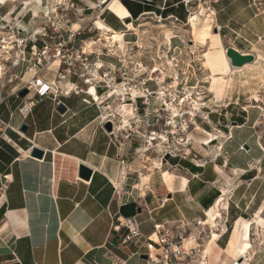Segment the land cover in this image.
I'll return each instance as SVG.
<instances>
[{
	"label": "crops",
	"instance_id": "crops-1",
	"mask_svg": "<svg viewBox=\"0 0 264 264\" xmlns=\"http://www.w3.org/2000/svg\"><path fill=\"white\" fill-rule=\"evenodd\" d=\"M236 2L214 0L211 8L214 11L211 28L217 29V34L213 33L202 59L210 77L211 73L218 72L215 78L211 77L212 85L225 84V78L234 73L221 45V36L236 31L239 17L231 8ZM10 3L0 5V11L4 10L0 16L7 14L5 18L9 22L16 13ZM120 3L118 8L124 14L118 16L119 21L106 8L96 17L103 21L105 15L112 16L121 29L114 30L103 22L117 32L124 30L122 21L129 16L131 23L146 16L184 23L189 16L179 2L170 5L167 0H120ZM10 6L13 8L7 12ZM246 8L249 13L250 4ZM37 16L17 15L14 26L3 28L7 31L5 34L22 38L34 36L40 31L38 26L46 25ZM251 17L255 18L256 14L252 12ZM37 41L34 48L40 50V39ZM30 48L28 58L32 57ZM234 49L241 54H252L253 63L257 61L253 52ZM82 50L89 51L88 48ZM96 52L88 53L89 61H103L107 65L110 60L106 56L98 57ZM2 58L8 60V56ZM55 64L38 78L56 80L59 67ZM23 71L24 66L14 69L13 73L10 66H2L0 75V264H147L146 259L141 258L146 255L144 238L155 233L154 226L169 231L176 227L178 232L198 235L193 250L198 248L202 253L211 237V227L195 223L207 222L217 213L221 214V219L215 221L219 227L215 228L219 229L215 244L223 249L233 224L239 225V217L250 219L264 206V179L260 181V172L264 173V148L255 141L254 132L245 130H253L252 122L244 123L240 129H231L228 135L219 131L218 137L225 139H215L211 143L214 144L212 150H206L207 155L199 161L200 167L193 160L194 167L187 170L195 178L200 176L201 185L191 181L183 193V203L174 208L172 200H159L153 194L154 189L163 186L170 192L169 164L161 163L151 179L150 175L146 176L140 183L137 177L126 175L120 179L119 163L110 142L115 131L108 135L100 129L103 108L90 102V96L84 91L60 92L52 88L41 97L27 90V94L20 97L19 93L25 90L21 89L22 85L32 77L28 72L23 76ZM95 92L98 101H103L105 106L107 96L99 90ZM106 105L109 110V104ZM22 125L27 127L25 133L20 132ZM117 129L121 130V126ZM32 147L43 151L41 159L30 156ZM80 165L92 171L88 181L78 177ZM260 185L263 188L259 189ZM128 222H135L141 239L123 242L128 234ZM261 235L252 238L255 242L261 241ZM154 254L161 264L162 249L156 246ZM184 258L178 262L187 263L191 259L190 256L187 260Z\"/></svg>",
	"mask_w": 264,
	"mask_h": 264
},
{
	"label": "rangeland",
	"instance_id": "rangeland-1",
	"mask_svg": "<svg viewBox=\"0 0 264 264\" xmlns=\"http://www.w3.org/2000/svg\"><path fill=\"white\" fill-rule=\"evenodd\" d=\"M66 1L0 0L2 7L11 2L16 9V13L12 16L13 20L10 22L5 18L7 14L0 16V49L1 46H7L5 44L9 38L13 41L14 37L6 35L7 31L3 28L6 25L14 26L16 23L14 18L17 15H25V13L35 15V17L38 15L48 26L60 22V30L57 34L48 29V36L42 39L49 46L48 55H53L56 47H60L64 51L63 57L69 59V66H67L68 63L63 64V61L57 59L50 60L47 64L39 66L40 68L36 70V77L41 76L43 72L46 73L48 68L56 62L55 65L59 67L56 80L40 79L46 88L67 92L68 85H72L73 91H84L92 95L95 87L96 91L99 90L107 96L108 100L105 102L109 104V110H105V106H108L106 104L104 106L101 100L90 99V102H95L103 108L102 110L107 111L106 121L100 125V129L108 135L113 134L114 128L122 126L123 122L128 124L127 128L115 130L110 140L111 145L114 146L115 158L119 163L120 179H124L126 175L133 179L137 177L140 183L142 178L150 175L151 179V175L156 172L153 162L159 164L158 167H161V163L169 164L167 175L172 181L170 192L163 186L157 187V190L154 189L153 194L159 200L165 198L172 200L173 207L177 208L183 203V193L191 181L197 186L201 185L200 176L197 175L195 178L187 170L194 167L195 162H198L197 166L200 167L199 161L207 155L206 150H212L214 144L211 143L215 139H225L224 136L223 138L218 137L221 135L219 131L226 132L228 135L231 129H240L239 126L244 123L252 122L253 130H245L254 132L255 141L264 148V0H237L233 4L235 6H231L233 12L239 17L236 19V31L231 35L221 36L223 48L232 47L242 52H253L257 56V61L238 72L229 74L225 78V84L217 82L213 85L211 77L215 78L218 72L211 73L210 77L203 67L202 56L207 52V47L204 48L192 42L193 37L189 33V27L186 26L188 20L184 23H179L174 19L163 22L162 19L146 16L135 23H126L124 19L122 22L127 26L132 24L137 29L135 32L137 34L125 31L123 28L122 32L127 35V38L124 40V49L119 50L108 48L106 43L102 45L97 43L101 35L100 31L94 28V22L100 10L95 8L98 4L94 0H69L73 2L74 8L65 7ZM177 2L184 5L189 12L188 15L197 12L200 4H203L206 9L215 5L214 0H167L170 5H177ZM248 4H250L249 13L246 8ZM160 6L163 7V5ZM27 7L28 9L25 10ZM114 7L117 8L114 9ZM118 7H120L119 3H114L108 10L119 21L118 16L124 12L120 13ZM9 8L7 12L12 9L11 6ZM0 12L3 13L4 10ZM252 12L256 14L255 18L251 17ZM62 16L64 18L61 20ZM117 20L109 14L103 17V21L114 30L122 28ZM74 24H77L79 28L77 31L72 30ZM241 24L243 27L240 26ZM43 27L38 26L40 33ZM214 30L213 28L211 32L214 33ZM70 33H74L75 36L71 37ZM169 33L171 34L170 40ZM34 36L23 38H29L32 41L41 39L38 32ZM40 43L37 45L42 48L43 41ZM35 45L36 43L32 42L28 46L35 47ZM84 48H88L89 51L83 52ZM91 51L96 52L98 57L106 56L110 60L109 63L105 65L102 60V63L89 61L88 53ZM0 56H4L1 51ZM84 59L88 60L84 63L88 66L87 69L80 63ZM2 66H10V64L0 57V67ZM53 68L52 70L50 68L52 75ZM155 68H158V72L152 74L151 71ZM13 70L11 68L12 73ZM39 70L41 73L38 72ZM26 72L24 68L23 76ZM86 81H90V84H85ZM126 88L131 91H127ZM38 90L36 89L35 92ZM162 90L172 96V98H167L169 102L171 100L168 107L163 105L159 95ZM189 95H191V100L187 99ZM183 99L186 100L180 105ZM256 99L259 101L256 102ZM108 122L112 128L110 133L104 129ZM168 123L172 125L168 126ZM161 136L167 139L165 145H160L161 140L158 138ZM153 137L157 139L150 145L149 139ZM206 144L208 147L204 146ZM167 145L172 148L173 157L163 156ZM167 156L168 159H166ZM263 176L264 173L260 172L261 183ZM261 187L263 188V185H260L259 189ZM220 206L221 203L219 205L221 210ZM262 215H264V206L259 208L254 217L250 218L252 215H249L250 217L247 218L250 219L239 217V225L235 227L233 224L232 229L228 222V231L231 229V232L223 249L217 248L216 241L210 239V242L207 241L204 245L202 253L197 251L198 248H194L196 251L192 250L196 247L195 242L199 236L180 231L185 237L183 245L185 242L184 247L189 250L191 259L187 263L181 261L176 264H240L243 262L244 255L248 256L249 264H264V235L263 241L255 242L252 238V235L258 237L260 235V233L259 235L253 233L252 229H254L253 222ZM175 228L171 229L170 235L177 234L178 231ZM188 242L190 245L187 248ZM244 250L247 251L244 252ZM202 257L204 260L201 259Z\"/></svg>",
	"mask_w": 264,
	"mask_h": 264
},
{
	"label": "built area",
	"instance_id": "built-area-1",
	"mask_svg": "<svg viewBox=\"0 0 264 264\" xmlns=\"http://www.w3.org/2000/svg\"><path fill=\"white\" fill-rule=\"evenodd\" d=\"M94 1L98 4L97 8L101 11L111 0H94ZM65 7L74 8V4L73 2L67 0ZM65 11H67V9ZM63 18L64 16L61 17V20ZM59 25L60 22H57L56 25H50V26L45 25L41 29V33L40 31L38 32L41 38L40 41H43V46L40 50H36L33 46H31L30 49H31L32 57L30 58L27 57L28 55L27 49L29 47L28 45L31 44L32 42L35 43L37 40L32 41L29 38L16 37V35H14L13 41L12 38H9L8 42H6L5 44L7 46H1L0 51L2 52V55L8 56V60L6 62L10 64L11 68L16 69L20 66H24L25 71L27 70L28 73L32 74L31 79L28 82H25L22 85L21 89H26L28 91H32V90L35 91L36 89H39L38 91H36V93L39 96H42L47 91L45 92L41 91V88L39 86L34 87V84L32 83V82L38 83L39 78L36 77V70L40 68L39 66H41V64H47L50 60L54 61L56 59L61 62L63 61V64L68 63L67 66H69V59L63 57L62 53H64V51L60 47H56L54 54L48 55L49 46L42 39L48 36L49 33L48 29L52 30V33L57 34L58 30H60ZM70 35L71 37L75 36L74 33H70ZM0 57L2 58V56ZM75 62H77V59H75ZM85 62H88V60L86 61L84 59L83 61H80L82 67L87 69L88 66L84 65ZM69 71L70 70H68V72ZM38 72L41 73V70H39ZM49 90H51V88ZM165 155H168L169 157L174 156L172 148L168 145L164 151L163 156ZM195 224L196 226H201L203 225V222L197 221ZM127 225H128V234L125 235V237L123 238L124 243L129 242L134 238H138V239L142 238L141 233L139 232L135 222H130V223L128 222ZM154 231L159 236V239L157 241L151 240L150 237L144 238V249L146 250L145 254L147 256L146 259L147 264H159L154 254L156 246L162 249L161 264H176V262H178L179 259H181L182 257H185L184 259L189 258V252H188L189 250H186L183 245V241L185 238L183 239L184 236H182L183 235L182 232L179 231L177 232L176 235H170L169 234L170 231L168 229L164 230L160 226H154Z\"/></svg>",
	"mask_w": 264,
	"mask_h": 264
},
{
	"label": "bare ground",
	"instance_id": "bare-ground-1",
	"mask_svg": "<svg viewBox=\"0 0 264 264\" xmlns=\"http://www.w3.org/2000/svg\"><path fill=\"white\" fill-rule=\"evenodd\" d=\"M114 3H119V5H121L120 1L119 0H111L110 2L107 3L106 5V9H108L112 4ZM106 4V3H105ZM95 8H97L95 6ZM213 15H214V11L211 9V8H208L206 9L203 4H200L199 7H198V11L197 12H194V13H191L189 16H188V21H187V24L186 26L189 27L190 29V35L193 37L192 39V42L195 44L197 43L198 45L202 46V47H206V45H208V43L210 42L212 36H213V33L211 32V23L213 21ZM130 17V16H129ZM129 17L126 19L128 20ZM164 22V21H163ZM125 27V30H128V31H132V32H137V30L135 29V27L132 25V24H129L128 26L126 24L123 25ZM94 28L99 32V34L101 35V39H99L97 41V43H100L101 45L103 43H106V46L108 48H115V49H119V50H123L124 47H125V37L126 35H124L123 32H117V31H113L112 29H110L108 26L105 25V23L98 17L96 18V21L94 22ZM127 28V29H126ZM73 29L75 31H77L79 28L77 26V24H74L73 26ZM35 31V30H34ZM137 34V33H136ZM214 34H217V33H214ZM168 37H169V40L171 39V34L169 33L168 34ZM96 44V43H95ZM226 53V50L225 52ZM227 58V57H226ZM224 59H225V56H224ZM227 60L229 61V59L227 58ZM247 65V64H246ZM203 66L205 68H207V65L205 62H203ZM1 68L0 67V75H2V71H1ZM232 68V67H231ZM242 69L241 68H236V67H233L232 68V71L235 73V72H238ZM158 72V68H155L153 71H151L152 74L154 73H157ZM30 80V79H29ZM34 84V87H40L41 88V91L45 92V91H48L49 89L46 88L45 85L42 84L41 80L38 79V83L36 82H32ZM85 84L89 85L90 84V81H86ZM105 84V83H104ZM66 90H69V91H72L74 90L73 89V86L71 85H68L67 89ZM127 91H131V89H128L126 88ZM94 93L92 95H89L90 96V99H99V97L97 96L96 94V89L94 87L93 89ZM117 92V91H116ZM134 92V91H132ZM162 98V103L163 105H166L167 107L171 104V100L169 102V99L167 98H172L171 94L167 95L164 90H162V92H160L159 94ZM118 97V96H117ZM257 98V97H256ZM135 99V98H134ZM133 99V100H134ZM189 100H191V95H189V98H187ZM255 99V98H254ZM186 99H183L180 103V105H182L184 102H185ZM256 102H258L259 100L256 99L255 100ZM84 103L88 104L87 101H84ZM197 106V105H196ZM196 108V107H195ZM108 109L106 106H105V110ZM105 110H102V114L100 115L99 117V123L100 124H103L105 123L106 121V116H107V111ZM263 117V115L261 116ZM138 122V121H136ZM127 123V122H126ZM125 124V122H123V125ZM121 126V128H127L128 127V124H125L124 126ZM172 123H168V126H171ZM114 131H115V128H114ZM153 136H156V134H153ZM157 139V137H153V138H150L149 139V142H150V145H151V142L155 141ZM159 140H161V143L160 145H165L166 142H167V139L165 137H159L158 138ZM153 165H154V169L155 170H159L160 168L158 167L159 164H157L156 162H153ZM148 178H145V181H147ZM216 219H221V214L220 213H217L216 215H214L213 217L209 218V220L206 222L203 223V225H210L211 227V230L212 229H215L216 227H218L215 223ZM254 224V230L253 233H260L261 236H263L264 234V218H262V216L259 217V219L255 222H253ZM218 230L215 229L214 231H211V237L209 238V242H210V239H214L215 241L218 239ZM259 235V237H260ZM255 236V235H254ZM253 237V235H252ZM151 240L153 241H157L159 239V236L157 233H153L151 236H150ZM252 241V240H251ZM261 241H263V237L261 238ZM253 243V242H252ZM189 243H187L186 247L188 248L189 247ZM248 249V248H247ZM207 250V249H206ZM247 250H244V252H246ZM204 255V254H203ZM206 255V254H205ZM244 255V254H243ZM251 256V255H250ZM203 259V257L201 258ZM204 260V259H203ZM243 262L240 263V264H249L250 261H249V258L247 255H244L243 256ZM241 261V260H239ZM202 264V263H201Z\"/></svg>",
	"mask_w": 264,
	"mask_h": 264
},
{
	"label": "water",
	"instance_id": "water-1",
	"mask_svg": "<svg viewBox=\"0 0 264 264\" xmlns=\"http://www.w3.org/2000/svg\"><path fill=\"white\" fill-rule=\"evenodd\" d=\"M125 22L129 23V19L126 20ZM214 33H217V31L214 30ZM225 50H226V57L229 59V63L231 67L241 68L245 66L246 64H251L254 62V56L252 54H241L240 52H238L236 49L232 47H228ZM27 92H28L27 90H22L19 93V96L24 97L27 94ZM104 129L109 133L112 131L110 122L106 123V125L104 126ZM26 131H27V127L25 125H22L20 128V132L25 133ZM30 156L36 159H41L43 157V151L35 147H32ZM168 158L169 157L167 156L166 159ZM91 174H92V171L84 167L83 165H80L78 167V177L80 179L88 181L89 178L91 177ZM262 216L264 218V215ZM141 258L147 259V256L144 255Z\"/></svg>",
	"mask_w": 264,
	"mask_h": 264
},
{
	"label": "trees",
	"instance_id": "trees-1",
	"mask_svg": "<svg viewBox=\"0 0 264 264\" xmlns=\"http://www.w3.org/2000/svg\"><path fill=\"white\" fill-rule=\"evenodd\" d=\"M182 5V4H181ZM134 18H137V15H135V17Z\"/></svg>",
	"mask_w": 264,
	"mask_h": 264
}]
</instances>
